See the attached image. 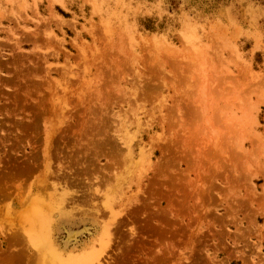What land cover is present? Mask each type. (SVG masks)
Returning <instances> with one entry per match:
<instances>
[{
  "label": "rangeland",
  "instance_id": "374dc122",
  "mask_svg": "<svg viewBox=\"0 0 264 264\" xmlns=\"http://www.w3.org/2000/svg\"><path fill=\"white\" fill-rule=\"evenodd\" d=\"M49 214L95 264H264V0H0V264Z\"/></svg>",
  "mask_w": 264,
  "mask_h": 264
},
{
  "label": "bare ground",
  "instance_id": "6f19581e",
  "mask_svg": "<svg viewBox=\"0 0 264 264\" xmlns=\"http://www.w3.org/2000/svg\"><path fill=\"white\" fill-rule=\"evenodd\" d=\"M36 200L31 203V207L33 206L31 213L40 211V207L43 208V202L38 198ZM50 216V214L42 216L40 220L35 222L31 230L24 229L22 235V239L35 250L39 259H43L45 264H95V261L99 260L100 253L102 254L107 246L106 241L102 242L103 238L98 237L97 243L89 248H79L78 252L66 254L59 249L53 240ZM106 233L108 232L106 231ZM98 246L100 250H98Z\"/></svg>",
  "mask_w": 264,
  "mask_h": 264
},
{
  "label": "trees",
  "instance_id": "16d2710c",
  "mask_svg": "<svg viewBox=\"0 0 264 264\" xmlns=\"http://www.w3.org/2000/svg\"><path fill=\"white\" fill-rule=\"evenodd\" d=\"M147 22H146V28L149 30H154L155 29V25L153 24V20L150 18H147ZM151 22V23H150Z\"/></svg>",
  "mask_w": 264,
  "mask_h": 264
}]
</instances>
